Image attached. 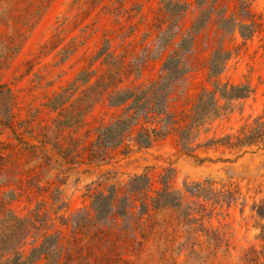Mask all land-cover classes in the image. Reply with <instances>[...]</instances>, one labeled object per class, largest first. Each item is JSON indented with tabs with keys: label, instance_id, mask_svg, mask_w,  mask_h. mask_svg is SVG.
<instances>
[{
	"label": "rangeland",
	"instance_id": "rangeland-1",
	"mask_svg": "<svg viewBox=\"0 0 264 264\" xmlns=\"http://www.w3.org/2000/svg\"><path fill=\"white\" fill-rule=\"evenodd\" d=\"M257 120L264 0H0V264H245L264 144L225 138Z\"/></svg>",
	"mask_w": 264,
	"mask_h": 264
},
{
	"label": "trees",
	"instance_id": "trees-1",
	"mask_svg": "<svg viewBox=\"0 0 264 264\" xmlns=\"http://www.w3.org/2000/svg\"><path fill=\"white\" fill-rule=\"evenodd\" d=\"M183 8L180 10V13L183 12ZM198 26V23L194 24L193 28ZM180 52L186 53L190 50V47L186 46V40H183L180 44ZM214 63V59L212 60L211 64ZM164 72L165 75L161 79L160 82H153L148 86L150 91H153V94H156L157 97L159 96L160 99L154 100L152 104V108L158 111V114H164L165 105L167 103L168 98V83L171 79H179L185 73L181 62L177 59V56H173L168 59V61L164 65ZM219 72L215 71L213 66H211V75L217 76ZM131 94V92H129ZM214 97V95H213ZM212 97V98H213ZM223 98L228 99V102H231L232 99L246 97L245 95L242 96H222ZM128 97H125L124 100H117L116 105H122L130 100ZM162 99V100H161ZM137 100H132L131 106L136 105ZM219 100L213 98L212 100H202V96L199 98L198 103L194 109V122L195 123H203V119L210 116H218L219 115ZM138 111V110H137ZM128 126V121L126 120H117L115 123L106 128L104 130L105 137L108 136L112 131L116 130L117 128L123 129L124 127ZM185 137V136H184ZM225 145L229 148L236 149V148H244V147H252L259 144H264V122L257 120L255 125L248 128L243 129L237 136L231 137L228 136L225 138ZM150 141V140H149ZM138 179V178H135ZM253 210L256 212V215L259 217L260 221L263 222L260 226L261 232L258 236L260 244V250H256L255 248H250L244 254L243 260L245 264H264V197L260 200V202L254 205Z\"/></svg>",
	"mask_w": 264,
	"mask_h": 264
}]
</instances>
